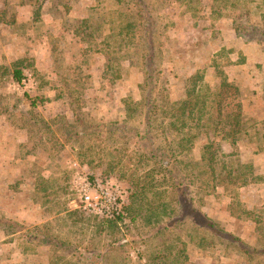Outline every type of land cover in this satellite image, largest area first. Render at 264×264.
<instances>
[{
  "label": "trees",
  "instance_id": "1",
  "mask_svg": "<svg viewBox=\"0 0 264 264\" xmlns=\"http://www.w3.org/2000/svg\"><path fill=\"white\" fill-rule=\"evenodd\" d=\"M45 1L19 0L33 5L34 20L39 19ZM222 1V9L244 11V18L233 22L241 42L264 44V0ZM89 10L88 26L101 46L98 50L103 52L107 68L115 71L114 63L127 57L140 60V97L124 103L120 121L104 123L82 114L66 118L57 113L49 121L35 115V122L42 136L57 137L72 146L85 137L105 145L112 138L124 144L120 149L108 148L100 164L105 175L128 182L132 202L122 215L107 221V227L118 235L102 248L90 243L83 250L71 252L68 244L53 234L51 225L25 228L0 218V226L13 235L7 241L20 239L24 242L22 251L32 257L39 248L42 253L33 259L40 264H192L188 255L191 249L206 255L219 252L234 260L232 264H264V245L250 242L247 236L210 217L202 209L204 199L197 198L193 188L195 182H199L198 190L215 185L225 189L226 183L245 186L247 179L242 176L239 159L231 152L216 150L214 144L221 140L250 145L264 162V118L257 119L245 103L233 112L224 111L223 89L231 85L209 86L205 66L177 69L170 51L173 44L168 42L164 50L163 43L155 38L157 23L146 0H98ZM164 31L169 30L166 27ZM22 76L21 67L15 65L11 78L19 81ZM253 78L256 89L264 95V72ZM238 90L248 92V88ZM38 100L34 97L31 104ZM33 116L30 113L26 118ZM194 147L199 150L198 158ZM226 208L225 217L242 219L258 238L256 230L264 223L260 216L248 208L236 210L237 214ZM131 249L139 250L138 261H132ZM142 257L144 263H140Z\"/></svg>",
  "mask_w": 264,
  "mask_h": 264
},
{
  "label": "rangeland",
  "instance_id": "2",
  "mask_svg": "<svg viewBox=\"0 0 264 264\" xmlns=\"http://www.w3.org/2000/svg\"><path fill=\"white\" fill-rule=\"evenodd\" d=\"M52 2L54 6L60 4L64 6L65 12L64 16L60 17L62 13L58 12V9H55L53 11L54 15L59 16L56 17V21L50 26L61 28L63 25L66 27V31H63L67 32L68 30L67 33L63 34L62 38H60L59 33L57 35L54 34L53 30L50 32V36L46 35L45 37V41L54 48L51 54L53 58V68L51 69L53 76L50 74V78L46 79V73H43L42 70H36L37 68L30 60L33 59L34 52L28 51V55L23 54L16 65L21 67L23 75L29 77L31 80L28 89H25L20 84L15 85L14 88L18 92L16 93L19 95L18 101L22 103L30 101L31 98L38 97V103L46 102L48 94L39 91L41 89L47 90L46 85L49 83H51V86L59 84L65 88V91L62 94H58V96L71 105L69 110L67 109V111H71V117H74L76 114H82L86 119L91 121L98 120L104 123L114 120L120 121V115L123 116L124 103L137 100L140 96L139 89L135 88V86L137 87L136 83L141 79L139 72L140 60L137 56L130 57V60L127 57L126 61L114 63L113 68L115 71L107 68L103 61V52L98 50L101 46H98L97 38L88 26V20L90 21L89 9L96 6L98 0H52ZM146 2L151 16L157 23L155 29L156 40L163 43L164 50L168 48V42L173 44L170 51L174 59L177 60L173 61L177 63L176 68L182 71V68L189 65L208 66L206 74L208 70H212V74L214 75H208L210 78L207 77L206 81L209 86L231 85V88L223 89V105L224 111H235L241 103L237 94L238 85L233 81H228V65L232 62L229 54L231 51L227 49L230 48V45L225 44V49L223 50L224 46H222L223 48L220 51L214 48L216 52L213 53L209 45L211 39L207 40L203 46H197L196 39L201 37L204 30L208 29L210 25L212 28L215 27L212 32V39L221 38V33L223 34V31L228 28L230 22L233 25V22H238L244 18V11L239 8L228 7L222 9L220 7L223 3L222 0H146ZM261 10L264 11V3ZM209 12L211 14H208ZM10 15V13H2L1 17L7 20L10 18ZM223 20H226V22ZM41 26L45 27V24ZM166 27L169 30L168 32L164 31ZM27 29L29 30L30 28ZM40 29V27L32 29V33L23 29L21 30V34L23 36L29 32L31 34L29 44H33L36 41L35 39H38L34 37L33 32H38ZM46 30L49 32L48 28ZM8 33L7 31L6 34ZM73 34L79 36V45L77 41L70 39L71 36L74 37ZM205 40L199 39L198 41L202 43ZM244 51L247 52L248 63L250 65L248 67L264 70V44L249 45L244 47ZM38 52L39 55H43L42 49L39 48ZM219 53H221V57ZM166 57L164 56V59ZM164 59L160 58L159 61L162 62ZM212 77L216 79L213 81ZM10 80L4 77L3 81L0 82V95L6 102L12 99L11 94L7 91L9 89L8 86H10ZM68 86H81L83 89H78V92L74 95L68 90ZM258 103L260 102L258 101ZM33 114L34 116L37 115V117L41 116L39 111H34ZM19 117L24 120L21 113ZM25 123L33 135L37 137L41 129L36 122L25 119ZM33 138L35 139V136ZM39 139L37 137V143L42 144L43 147L45 143L62 144V142L56 139L52 141H48L45 138H43L44 140ZM106 142L107 144L105 145V142H100L98 139L88 140L85 137L84 140L74 142L72 143L73 146L69 145L67 149L54 154L52 162L64 168L66 161L74 156L81 162H88L94 170L102 171L103 168L100 162L106 156L108 148L114 147L120 149L124 147V144H120L117 140L114 142L113 138L107 139ZM214 148L218 151H229L239 159L242 176L247 179V184L245 186H238V184L226 183L225 189L219 185H215L209 187L207 190H198L196 189V184L199 182H195V185H193L195 196L197 198L201 197L204 201L207 200L206 209L213 218L227 227L233 228L241 236H247L250 242L264 245V223L258 225L259 228L256 230L258 238H255V233L250 232L252 231L251 226L246 225L242 219L235 218L232 215V217H225L226 211L228 212L226 207L235 214H237L236 210L240 208H248L253 210L255 215L260 216L264 222V168L255 167L249 148H241L236 144H228L221 140L215 141ZM132 149L131 147L130 150ZM43 151L46 152L44 148ZM40 159H44V157ZM23 164L28 166L33 164V162L26 160ZM123 182L128 185L127 181ZM51 207L56 210V208L62 206L52 205ZM27 211L28 209H24L22 212L15 213V217L20 216L23 212L27 213ZM5 216H7V213H5ZM1 217L4 218V215ZM6 218L8 219V217ZM85 218L91 220L92 216L86 213ZM125 221V224L128 225V218ZM3 248H6V246H3ZM24 254L25 257L22 255L19 257L20 255L15 254V252L5 249V251L0 253V264L39 263L38 261L32 262L34 259L30 258L28 252H24ZM213 257L214 259H211L212 262H210L211 260L203 261V264H216V262H219L218 255H213Z\"/></svg>",
  "mask_w": 264,
  "mask_h": 264
},
{
  "label": "crops",
  "instance_id": "3",
  "mask_svg": "<svg viewBox=\"0 0 264 264\" xmlns=\"http://www.w3.org/2000/svg\"><path fill=\"white\" fill-rule=\"evenodd\" d=\"M6 2V0H0V82L3 81L4 77L11 79L9 81V89H6L11 94L12 99L6 102L0 95V218H3L1 216L4 215V218L8 217V219L15 221L25 228L42 226L44 224L51 225L53 234L62 241H65L68 244V247H70L71 252L83 250L90 243H92L95 248H102L108 241L118 235L115 231H111L107 227V221L109 219H113V217H100L90 214L92 216L91 220L85 218L86 212L74 207L70 202L72 196L68 185L69 171L67 161L64 168L52 162V157L55 156L54 154L58 152L60 153L63 149H67L69 144L62 143L61 145H56L52 142L51 144L45 143V146L43 147L42 144L37 143V137L40 138L39 140H44L43 138H45L48 141H52L54 139L60 142L62 141L57 139V137L47 139L42 136L41 132L38 133L36 137V135H33L25 123V119L31 120L32 122L33 120H37V117L35 116L32 118H26L28 117V114L34 113V111H39L41 114L40 118L46 121H49V119L57 113L64 114L66 118H72L70 113L71 111H67L71 105L58 96V94H62L65 91V88L61 87L59 84H53L51 86V83H49L46 85L47 87L45 86L47 90L41 89L39 91L48 94L46 102L43 101L42 103L31 104V101L34 99L31 98L30 101L21 103V101H18V92L14 88L15 85H18L17 81L11 78L14 66L19 62L23 54L28 55V51L35 53V55H33V59L30 60L37 68L36 70H42L43 73H46V79L50 78V74L53 76V72L51 71L53 68V58L51 54L54 51V48L49 45L47 41H45V37L46 35L50 36V32L52 30L56 35L59 33L60 38L63 37L64 33L68 32V30L67 32L63 31H66V27L63 25L61 28L50 26L56 21V17L59 16H55L53 11L58 9V12L62 13L60 17H63L65 12L64 6L61 4L54 6L52 0H46L41 7L39 19L34 20V7L30 2L20 3L19 0L14 1L12 11H9L8 6L13 3V0L10 2L8 1V3ZM11 12H13V15H10L9 19L5 20V18L3 19L1 17L2 13ZM208 14L211 13L209 12ZM223 21L226 22V20ZM42 24H45V27L41 26ZM39 27L41 28L40 31L33 32L34 37L38 39H35L36 41L33 44H29V37H31L29 32L32 33V29ZM43 27L44 29H42ZM27 28L30 29L28 30ZM46 28L49 29V32ZM214 28L215 27L212 28L210 25L208 29H205L203 35L196 39L197 44L196 42L195 44L197 46H203L207 40L211 39L209 41V45L211 46L213 53L216 52V49H218L217 51H220V49L223 48L222 46H224V50L226 47L225 44L230 45V48L227 49L231 51L229 54L232 62L228 65V81L236 83L238 85V89L248 88V92L246 94H242L241 91L238 90L237 94L239 95L240 103L243 105L245 103L250 113L255 115L257 119H263L264 95L261 90L256 89L253 76L259 72H264V70L248 67L250 65L248 63L247 52L244 51V47L254 44L258 45V43H242L236 36L231 22L228 24V28L223 31V34L221 33V38L219 39H212V32ZM23 29L28 30L29 32L22 36L21 30ZM7 31L9 32L8 34H6ZM73 36L74 37L71 36L70 39H74V41H77V44L79 45V36L75 34H73ZM199 39L206 40L201 43L198 41ZM39 48L42 49L43 55H39ZM219 54L221 57V53ZM172 61H177L174 59V56H172ZM193 66L194 65H189L190 69ZM194 67H197L198 69L199 66ZM201 67H204V65ZM207 67L208 66H205L204 70L206 80L207 77L210 78V76H214L212 74V70H208L206 74ZM139 72L141 75V71ZM215 79L216 78L212 77L213 81ZM141 81L142 75L140 81L136 83V89L138 88V83ZM78 89H83V87L68 86V90L74 95H76ZM55 93H57V95H55ZM257 100L260 103H258ZM20 113L23 115L24 120L19 117ZM122 117L124 116L120 115V118ZM33 136H35L36 140ZM223 142L232 144L228 141ZM236 145L241 148H249L255 167L264 168V162L254 155L250 145ZM43 148L46 152L43 151ZM193 153L196 158L199 157V150L196 147L193 148ZM41 157H44V159H40ZM72 158L76 157L73 156L70 159ZM26 160L33 162V164L25 166L23 162ZM84 163H86L93 172L101 173L105 177L116 179L120 183L128 194L124 210L128 209L132 202L129 185L125 184L116 175L107 176L103 171L91 168L92 166H90L88 162ZM52 205H61L62 207L54 210V208L51 207ZM206 205L207 200H205L202 205L203 211L213 218V216L208 213ZM24 209H28L27 213L23 212L20 216L15 217V213L22 212ZM5 213H7V216H5ZM213 219L218 221L215 218ZM100 225L102 226V229L99 230ZM11 236L13 235H8V230L0 226V253L5 251V249H8L21 257V254H23L22 248L24 242H20V239L18 241L8 242L7 240ZM2 245L6 246V248H3ZM132 251L134 250H130V257L132 261H136L139 259V250L136 253H133ZM34 252L36 253L34 255L35 257L42 253L39 248H35ZM188 255L189 261L192 264H203V261L213 260V255L219 256V262H216V264H232L234 262V260L229 257L221 256L219 252H212L210 255H206V253L199 252L196 249H191L188 251ZM31 257L32 256L30 255V258ZM35 257L32 258L36 259ZM212 260L210 262H212ZM32 262L36 261L33 260ZM144 262L145 257L140 258V263Z\"/></svg>",
  "mask_w": 264,
  "mask_h": 264
},
{
  "label": "built area",
  "instance_id": "4",
  "mask_svg": "<svg viewBox=\"0 0 264 264\" xmlns=\"http://www.w3.org/2000/svg\"><path fill=\"white\" fill-rule=\"evenodd\" d=\"M30 78L22 76L17 84L28 89ZM71 193L74 207L100 217L116 218L124 213L127 191L113 178L93 172L77 158L67 160ZM136 253L137 250L132 251Z\"/></svg>",
  "mask_w": 264,
  "mask_h": 264
}]
</instances>
